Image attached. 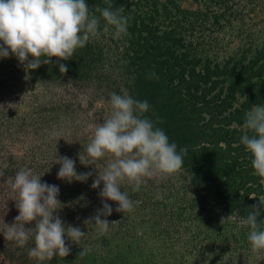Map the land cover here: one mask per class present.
<instances>
[{
  "label": "rangeland",
  "instance_id": "obj_1",
  "mask_svg": "<svg viewBox=\"0 0 264 264\" xmlns=\"http://www.w3.org/2000/svg\"><path fill=\"white\" fill-rule=\"evenodd\" d=\"M85 2L96 15V7L108 6L107 0ZM110 2L125 8L127 35L91 39L61 61L66 73L56 58L27 73L15 57L0 59V105L6 108L0 109V171L13 175L22 167L32 169L42 183L59 187L65 205L84 196L58 215L87 233L77 245L65 238L68 256L43 262L29 257L32 241L19 247L0 234V264H264V250L254 252L249 229L239 225L264 196V182L254 175L252 156L239 142L247 132L243 122L223 121L264 105V0ZM193 71L206 81L190 94H205L204 100L190 99L184 89L180 93L178 76L189 78ZM153 72L158 78H150ZM122 90L147 100L146 115L187 154L172 176L147 179L139 191L122 184V191L140 203L123 215L107 201L113 208L107 219L119 222L100 233L83 223L102 207L103 184L91 188L96 173L85 183H68L57 179L55 163L57 155L67 156L78 173L93 171L77 154L90 141L93 125L108 114L110 94ZM189 100L193 106L185 103ZM53 128L63 130L59 141L50 136ZM233 131L238 135L228 146ZM15 199L0 178V226L19 214ZM230 215L233 219L221 224ZM83 248L90 250L80 256Z\"/></svg>",
  "mask_w": 264,
  "mask_h": 264
},
{
  "label": "clouds",
  "instance_id": "obj_2",
  "mask_svg": "<svg viewBox=\"0 0 264 264\" xmlns=\"http://www.w3.org/2000/svg\"><path fill=\"white\" fill-rule=\"evenodd\" d=\"M107 3V7H96L95 12L99 13L96 15L85 0H0V59L15 57L27 73L51 64L56 58L59 71L66 73V63L61 61L70 60L91 39L111 34L119 40L127 35L129 17L125 8H113L110 0ZM150 78L158 77L153 72ZM107 103L108 114L102 122L93 125L90 141L77 154L80 164L93 171L78 173L75 160L67 156L57 155L55 163L60 165L57 179L68 183H85L96 173L91 188L100 189L103 184L98 193L102 207L83 223L100 233L119 222L107 219L113 212L107 201L114 202L115 211L123 215L134 211L140 203L122 191V184L133 185V191H139L147 179L172 176L181 170L187 154V148L178 151L177 144L170 142L165 131L146 115L151 109L147 100L141 101L122 90V94L111 93ZM0 109L6 110L3 105ZM243 128L247 132L239 142L252 156L254 175L264 182V105H252L245 112ZM62 135V129L53 128L50 132L54 139ZM101 161L103 164L98 163ZM0 178L16 195L14 202L19 213L11 224L3 220L0 234L19 247L32 241L29 257L39 262L51 261L54 256L66 257L70 248L65 238L77 245L87 235L80 227L66 224L58 215L64 207L84 200V196L71 204H62L58 199L59 187L42 183V176L28 167L20 168L13 175L0 171ZM156 198L163 197L158 193ZM258 201L249 208L246 218L239 220L241 227L249 229L247 239L254 252L264 250V220L260 219L264 196ZM231 219V215L222 218L221 224ZM33 222L34 227H30ZM89 250L83 248L79 255H87Z\"/></svg>",
  "mask_w": 264,
  "mask_h": 264
},
{
  "label": "trees",
  "instance_id": "obj_3",
  "mask_svg": "<svg viewBox=\"0 0 264 264\" xmlns=\"http://www.w3.org/2000/svg\"><path fill=\"white\" fill-rule=\"evenodd\" d=\"M169 74H168V80L171 81L172 79H174L173 77V70H169ZM205 82L206 81V78L204 76H201L200 74L198 73H195V71L191 72V76H189V78H186L182 75L178 76V86L179 88L181 89L180 90V93L183 91H185L186 94H188L194 101H200V100H204V96L205 94H202L200 97L196 96L195 94H190V91L193 89L194 91H197V89L199 88V82ZM186 104H190V105H194L193 103L189 101H186L185 102ZM218 110V113H220L223 109H220L218 107H216ZM247 107L244 106V110L246 109ZM220 111V112H219ZM243 113H240V111H236L233 115H231V117L229 119L227 118H223V121L225 122H229L231 121L233 118H237L236 120L240 123L244 122V118H243ZM227 119V120H225ZM233 135L234 137L231 138V139H228V140H225V143L229 146L231 143H234L235 142V137L236 135H238V133L236 131H233ZM237 140H239V137L236 138ZM242 163H238L237 165H240ZM235 166V165H233ZM245 170V169H243ZM246 172V171H244Z\"/></svg>",
  "mask_w": 264,
  "mask_h": 264
}]
</instances>
